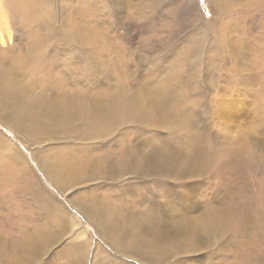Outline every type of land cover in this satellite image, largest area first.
Wrapping results in <instances>:
<instances>
[{"label":"bare ground","instance_id":"1","mask_svg":"<svg viewBox=\"0 0 264 264\" xmlns=\"http://www.w3.org/2000/svg\"><path fill=\"white\" fill-rule=\"evenodd\" d=\"M163 1L164 0H74L71 3L70 9H75L74 15L80 19L81 16L78 15V12L81 7L87 11V14L92 16L90 20L85 22L82 20L81 24V27L87 26L91 34L92 45L91 47H88L86 43L81 45L85 47L87 52L88 49L91 48L94 53L95 46L99 42H103L107 45H111L112 43L108 36L110 32L104 29L101 23H98L95 13H99L101 10L106 9L110 12L115 8V11L120 15V20L116 22L128 31L130 27L134 25L138 26L140 22L143 21V16L149 19L151 16L146 13L151 12L154 8L158 7V5L160 6L159 3ZM215 3L217 4V9L220 11L222 10V14L223 11H235L237 14L241 13L237 19L242 22L232 25L227 31L226 37L227 42L232 44V59L237 63V71L243 73L245 76L242 83L248 88L253 89V85L255 84L253 80L256 78V75L252 74L254 73L252 70L255 64L252 60L250 63H246L245 59L252 53L250 51L255 48L256 41L260 40V35L251 38V40L255 39L256 41L249 40V36L256 32L257 27L260 29V26L256 25L254 22L252 25H250V22L246 24L245 19H247L246 17L248 15L256 18L259 17L262 12L264 13V0H225L223 3H219L216 0ZM33 4L34 0H0V94L4 93L6 89L9 90L11 97L14 98L12 104L20 106L22 112L25 114V116L19 120L10 116L13 113L12 111H8V114L7 111H4L3 114L5 115H0V120L10 124L12 128L14 127L26 141L30 142L31 146H36V140L41 142L40 139L45 138L46 141L44 142L62 140L57 144L52 143L53 146L50 145L51 143L49 146L46 144L43 149L33 147L35 148L37 159L40 161L46 174L48 176H54L60 184L67 181L74 182L70 184L71 187H75V184L79 181H92L91 188L79 189L75 194V196L82 194L83 197H88L85 202L79 201V204L81 203L83 209L86 211L87 216L99 226L101 231L106 230L104 228V226H106L104 224L105 221L108 224H112L122 240V245L124 246L122 248H127L138 243L139 245L136 246L137 248L135 249L139 251L134 252V256L141 257L148 264H158L157 261L160 259L167 260L169 262L168 264H200L205 261L207 256L206 252L209 251V248L214 249L212 252L217 258H222L218 250L221 251V253L223 251L228 252L232 257L236 258L237 263L235 264H264L263 253H259L260 251L255 247L260 243L259 235L261 232L258 235L254 230V223L252 224V221L256 220L257 217H255V208L253 209L248 202V198L250 199L251 196L249 197V195H247L246 198L243 196V198L240 197L238 199L239 194L237 200L226 202L225 200L227 198V201H230L229 198L232 199V196L236 194L232 193L233 189H231V185L228 187V183H230L231 180L228 178L222 182V185L218 183L220 185L219 189L214 190L216 202L212 205L210 212L208 211L209 214L206 213L203 215L200 211L203 205H205L206 190L204 191L202 186L204 183L202 181L203 177L206 175L205 173L211 170L208 165L201 162L203 155H200L199 152L193 156L188 155L185 151V146L178 143V136L175 137L176 139L173 138V140L170 137L165 143L162 142L164 140L161 138L159 142L149 143V141H147L146 143L142 141L139 145L137 140L140 134L137 131L134 141H132L133 143L130 144L125 141L124 137L129 131L127 128L129 125H124V123L127 121L129 124H132L134 120H143L146 123H151L155 121V119H152L154 117L155 108L146 106L138 108L134 106L131 101L121 100L115 107L113 102H109V105H106V102H97L94 98H89L88 96L78 98L75 95H60L55 90H42L36 94L34 99L28 97V101L26 100L25 91L23 86L21 88L22 84L20 81L26 78L28 71L31 72V76H34L35 80H37L36 77L40 78L42 75V68L37 67L36 57L38 56L43 42L37 40L40 21H38L39 15L32 12ZM167 13H169V11ZM111 14L113 13L109 15ZM223 15L225 16V14ZM224 16H222V18ZM218 17V19H220V16ZM185 21H187V19L184 20V22ZM219 21L218 23H220ZM127 22H135V24L132 25L131 23L132 26H130ZM213 25L216 24L213 23ZM184 27L186 29L187 26ZM217 28L219 27L217 26ZM180 31H182V29ZM191 34L192 36L194 35V33ZM58 37L59 36H57L53 42L60 41L57 40ZM100 37L102 38L100 39ZM128 39H130V37H128ZM72 42V44H74V41ZM261 42L264 47V40L262 41L261 39ZM195 43L197 42L195 41ZM28 45L31 49L30 52H27L28 49L26 50ZM223 45L226 44L223 43ZM193 46L194 45H192V47ZM220 53L222 54L221 50ZM229 57L226 58L229 60ZM98 65L101 66V68H99L100 70H95L93 73L110 77V83L113 84L114 87L111 85L108 90L118 89L121 91L124 85L121 74L118 73L114 75V72H104V65L106 64L103 57L100 58V64ZM262 65H259V69L261 72L263 70L264 73V66ZM43 66L47 68L46 64ZM50 67L52 69L51 65ZM48 69H50L49 66ZM20 70L22 72L17 75ZM44 71L43 69V72ZM67 77L63 78L66 79ZM250 84L252 86H250ZM262 85L264 91V81ZM47 87L51 88L48 85ZM128 87L130 91H133L134 84ZM170 89L171 87L165 86L161 90V93L158 94L160 95L159 98H161L159 101H163V98H167L165 96H167ZM121 92L123 93V91ZM100 94L101 93L98 95ZM153 102H155V99ZM0 104L5 103L0 101ZM117 106L120 107L119 110ZM169 109L168 111H170ZM99 111L104 115V121L98 125H92V123L97 124L95 116ZM186 115H182L184 117L176 119L172 126H170L172 123H170L169 116L167 117L168 120L165 121V124L170 134L172 130L174 132L181 131V126L177 124H181L184 118H189ZM109 117V120L116 121L118 126L112 125L110 122L108 123L107 119ZM124 119L126 121H124ZM76 121L83 124L84 130L82 127V135L85 136V134H87L93 145L85 146L79 144L74 130ZM175 125H177V127ZM152 128L153 127H151V129ZM193 129H189L190 133L193 132ZM117 132H119L118 135H115ZM194 133L197 134L196 131ZM42 135L45 137H41ZM195 136L196 135H194V137ZM130 137H132L131 134ZM108 138L113 139V141L108 142V140L105 144V146H108L109 150V152L106 153L104 150L103 152L100 149L98 142ZM146 144H148V146ZM246 145L248 144H245V146ZM240 146L242 145L240 144ZM247 147L248 146L244 149L248 150ZM244 149L239 147V145L236 146L233 149L235 150V158L243 155ZM81 150L88 152V154H86L87 156H82L80 153ZM5 151H7V153H5ZM4 153L6 156L3 155ZM42 157H45V159ZM223 166L225 165L223 164ZM144 178H154L160 188L167 187L168 190L172 191H174V185L169 181L171 180L173 183L174 181H179L180 184H184L186 187L185 200L183 201L182 198H178L175 191L168 196L162 191V194L165 196L164 198L167 197L166 199H168V201L165 205L162 204V206H164L161 208L162 211L160 210V212H157L158 209L155 211L156 209L154 210L151 208L145 197H140L136 194L137 192L135 190L136 188L139 189L138 187H140L141 184L140 179ZM191 178H196L198 180L190 182L189 180ZM8 183H10L13 188L10 192L5 190V188L9 186ZM9 194L18 195L19 201L17 200L18 196H16V201L12 202V198H10ZM209 202L211 203V201ZM223 202L226 203L224 204ZM24 203H28V206L23 207ZM119 203L128 205L126 212H123L124 218L121 216L122 212H116ZM108 204L113 205L107 206ZM28 207L29 210L27 211ZM0 211H3L0 213V264H38L39 261H42L43 255L48 252L50 247H47L48 245L45 243V227H47V225L41 222V215H43L44 212H50V215L55 219L53 223L57 222L61 227H70V220L76 223L81 222L76 219L69 210L66 208L64 209L62 204L55 199L50 190L42 184L38 176L31 170L28 160L19 148L16 147L15 143L1 132ZM14 211L20 214L19 227L15 226V224H17L16 220L14 217H11ZM166 216H169L172 220L174 219V222H167ZM124 220L127 221V225L122 223ZM73 227H76V225L73 224ZM85 233L87 234L86 231ZM81 236L82 234L79 235V237ZM237 236H239L238 240L236 238ZM214 239L215 244H212L211 241ZM83 243L84 241H79L74 247L69 264H87L90 246L84 248ZM98 248H100V246L97 245L96 249ZM108 260L112 261L113 264H129L126 262H118L116 258L110 255L108 256ZM44 264L48 263L45 261ZM210 264H212V262Z\"/></svg>","mask_w":264,"mask_h":264},{"label":"rangeland","instance_id":"2","mask_svg":"<svg viewBox=\"0 0 264 264\" xmlns=\"http://www.w3.org/2000/svg\"><path fill=\"white\" fill-rule=\"evenodd\" d=\"M72 1L74 0H52V2L51 0H34L32 12L39 15L38 21H40L37 40L43 42L38 56L36 57L38 61H36V63L37 67L42 68V75L40 78L36 77L37 80H35L34 76H31V72L28 71L26 78L20 81L22 84L21 88L23 86L25 91L26 100L28 97L34 99L36 94L42 90H55L60 95H75L78 98L88 96L89 98H94L97 102H106V105H109V102H113L115 107L121 100L131 101L132 104L138 108H143L145 106L155 108L154 117L152 118L155 119V121L151 123H146L143 120H134L132 124H129L124 119V121H126L124 125H129L127 127L129 131L124 137L125 141L130 144L133 143L132 141H134L137 131L140 134L137 140L139 145L142 141L146 143L147 141H149V143L159 142L161 138L164 140L162 142L165 143L170 137L173 140V138L176 139L175 137L178 136V143L185 146V151L188 155L193 156L198 152L200 155H203L201 162L208 165L211 170H208L203 177L202 182L204 185L202 186L204 191L206 190V201L200 212L203 213V215L206 213L209 214L208 211L210 212L212 205L216 202L214 190L219 189L220 185L218 183L222 185L224 180L228 178L229 180L231 179L230 183H228V187L231 185V189H233L232 193L236 194L232 196V199L229 198L230 201H227L228 198L225 201L232 202L237 200L239 194L238 199L240 197L243 198V196L246 198L247 195H249V197L251 196L250 199L248 198V202L253 209L255 208V217H257L256 220L252 221V224L254 223V230L258 235L261 232L259 235L260 246L257 245L255 247L260 251L259 253L262 252L264 255V91L262 87L264 73L263 70L261 72L259 69V65L263 64L262 66H264V47L261 42V39L262 41L264 40V13L262 12L261 14L263 15L260 14V16L256 18L248 15L246 18L249 21L245 19L246 24L250 22V25H252L254 22L256 25L260 26V29L258 27L256 28L255 35L249 36V40H251V38L260 35V40H251L256 41L255 48L250 51L252 55H248L245 59L246 63H250L252 60L255 64L252 70L254 73L252 74H255L256 78L253 80L255 84L252 89L242 83L245 76L243 73L237 71V63L232 59V44L227 42L226 37L227 31L232 25L242 22L237 19L241 13L237 14L235 11H223V14H225L224 16L222 10L220 11L217 9L216 0H202V2L201 0H164L162 3H159L160 6L158 5V7L154 8L151 12L146 13L151 17L147 19L143 16V21L140 22L138 26L134 25L135 22H127L130 26L134 25L129 28L130 30L128 29L129 32L116 22L120 20V15L115 11V8L110 12L108 9L101 10L99 13H95V17L98 23H101L103 28L110 32L108 36L112 43L111 45H107L103 42H99L95 46L94 53L91 48H89L87 52L85 47L81 45L83 43L88 44V47L92 45L91 34L87 26L81 27L82 20H84V22L90 20L92 16L87 14V11L81 7L78 12L81 19L76 17L74 15L76 10L70 9ZM217 1L219 3L225 2V0ZM168 11L169 13H167ZM110 13L113 14L109 15ZM218 16H220V19H218ZM222 16L224 17L222 18ZM186 19L187 21L184 22ZM218 21L220 23H218ZM213 23L216 25H213ZM183 25L187 26L186 29ZM217 26L219 28H217ZM181 29L182 31H180ZM191 33H194V35L192 36ZM57 36L60 38H57V40L60 41L53 42ZM128 37H130V39H128ZM101 38L102 37H100V39ZM72 41H74V44H72ZM195 41L197 43H195ZM223 43L226 45H223ZM192 45L194 46L192 47ZM26 50L27 52L31 51L29 45L26 47ZM101 57L104 58L106 64L104 65L105 67L103 66L104 72H114V75L118 73L121 74L124 84L121 88L123 93L118 89L108 90L111 85L113 86V84L110 83V77L93 73L95 70H100L99 68H101V66L98 64H100ZM226 57H229V60ZM45 64L47 68L43 66ZM48 66L50 69H48ZM43 69L45 70L44 72ZM21 72L20 70L17 75ZM63 77H67V80ZM132 84H134L133 91H130L128 86ZM47 85L51 88H48ZM165 86L171 87V89L167 96H165L167 98H163V101H159L161 98H159L160 95L158 94L161 93V90ZM250 86L252 85L250 84ZM99 93L101 94L98 95ZM13 99L10 91L7 89L4 93L0 94V101L7 104H0V115H5L3 114L4 111H7V114L8 111H12L13 113L10 116L21 120L25 114L22 112L20 106L12 104ZM154 99L155 102H153ZM117 108L118 110L120 109L118 106ZM168 109L170 111H168ZM182 115H186L189 118H184L181 124H177L181 126V131L174 132L172 130L170 134L165 124V121L168 120L167 117L169 116L170 123H172L170 126H172L176 119L184 117ZM103 116L101 111L97 112L95 116L97 124L92 123V125H98L103 122ZM109 119L110 117L107 119L108 123L110 122L112 125L118 126L116 121ZM177 125L175 126L177 127ZM82 127L83 124L76 121L74 130L79 144L85 146L93 145L87 134H85V136L82 135L84 130L83 127L81 131ZM151 127L153 128L151 129ZM190 128H195L192 132L193 135L189 131ZM14 129L15 128H12L10 124L0 120V132L15 143L16 147L19 148L28 160L31 170L38 176L42 184L50 190L55 199L62 204L64 209L66 208L69 210L76 219L81 221L76 223L70 220V227L65 228L61 227L57 222L53 223L55 219L50 215V212H44V214L41 215V222L47 225V227H45V243L48 245L47 247H50L48 252L43 255L42 261H39L38 264H44L45 261L48 264H69L71 253L79 241H84V248L90 246L87 264H113L112 261L108 260L109 255L116 258L118 262L148 264L141 257L134 256V252L139 251L135 249L137 248L136 246L139 245L138 243L127 248H122L124 247L122 245V240L112 224H108L105 221L104 224L106 226H103L106 230L101 231L99 226L87 216L86 211L83 209L81 203L79 204V201L85 202L88 197H83L82 194L75 196V194L79 189L91 188L92 181H79L75 184V187H71L70 184L74 182L67 181L60 184L54 176H48L43 170L40 161L37 159L35 148L43 149L46 144L49 146L51 143L50 145L53 146L52 143L57 144L62 140L44 142L46 141L45 138L40 139L41 142L36 140V146H31L30 142L26 141L20 133L16 129L14 131ZM194 130L197 134L194 133ZM118 133L119 132L115 135H118ZM130 134L132 137H130ZM194 135H196V138ZM41 137L45 136L42 135ZM107 141L112 142L113 139L108 138L98 142L100 149L102 151L104 150L106 153L109 152L108 146H105ZM240 144L242 146H240ZM245 144H248L246 145L248 146V150L244 149L246 147ZM146 145L148 146V144ZM238 145L244 149V154L235 158V150L233 149ZM245 151L248 152L246 153ZM5 153H7V151H5ZM5 153L3 154L4 156H6ZM80 153L82 156H87L86 154H88L85 150H81ZM42 158L45 159V157ZM216 162L219 163L217 164ZM223 164L225 166H223ZM197 180L196 178H191L189 181ZM140 181V187H138L139 189L136 188L135 191L137 193H135L140 197H145L152 209H156L155 211L158 209L157 212H160V210L162 211L161 208L164 207L162 204L165 205L168 201V199H166L167 197L164 198L165 196L162 194V191L165 192L167 196L175 191L178 198H182L183 201L185 200L186 187L184 184H180L179 181H174V183L171 180L169 181L174 185V191L168 190L167 187L160 188L154 178H144L140 179ZM8 185L9 186H7L5 190L10 192L13 188L10 183H8ZM9 196L12 198L11 201L14 202L18 195L9 194ZM18 198L19 196L17 200ZM209 201H211V203ZM226 202L223 203L225 204ZM112 205L113 204H108L107 206ZM26 206H28V203L23 204V207ZM157 206H160V209ZM127 208V204L119 203L116 212H122V215H120L123 217ZM1 212L3 211H0V213ZM11 217H14L16 220L17 224H15V226L19 227L20 214L14 211ZM166 219L167 222H174V219H170L169 216H166ZM122 223L127 225L126 220L122 221ZM73 224H75L76 227H73ZM81 234L82 236L79 237ZM236 238L238 240L239 236ZM211 243L215 244V239L211 241ZM97 245L100 246V248L96 249ZM212 251H214V249L209 248V251L206 252L207 256L205 261L200 264H210L211 262L212 264L237 263L236 258L232 257L228 252L223 251L221 253V251L218 250L222 258H217ZM157 263L168 264L169 262L165 259H160Z\"/></svg>","mask_w":264,"mask_h":264},{"label":"snow or ice","instance_id":"3","mask_svg":"<svg viewBox=\"0 0 264 264\" xmlns=\"http://www.w3.org/2000/svg\"><path fill=\"white\" fill-rule=\"evenodd\" d=\"M201 2H202V0H201Z\"/></svg>","mask_w":264,"mask_h":264}]
</instances>
